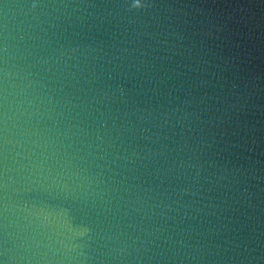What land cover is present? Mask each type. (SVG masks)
<instances>
[{
  "label": "water",
  "instance_id": "1",
  "mask_svg": "<svg viewBox=\"0 0 264 264\" xmlns=\"http://www.w3.org/2000/svg\"><path fill=\"white\" fill-rule=\"evenodd\" d=\"M0 264H264V0H0Z\"/></svg>",
  "mask_w": 264,
  "mask_h": 264
}]
</instances>
